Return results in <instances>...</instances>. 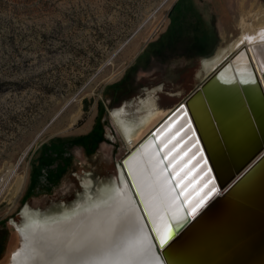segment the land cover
<instances>
[{"label":"rangeland","instance_id":"1","mask_svg":"<svg viewBox=\"0 0 264 264\" xmlns=\"http://www.w3.org/2000/svg\"><path fill=\"white\" fill-rule=\"evenodd\" d=\"M262 25L264 0H0V264L25 206L56 215L117 184L133 146L112 111L137 119L149 95L170 112Z\"/></svg>","mask_w":264,"mask_h":264},{"label":"bare ground","instance_id":"2","mask_svg":"<svg viewBox=\"0 0 264 264\" xmlns=\"http://www.w3.org/2000/svg\"><path fill=\"white\" fill-rule=\"evenodd\" d=\"M241 46L248 48L247 52L251 62L264 84V25L253 32H245L241 35L233 46L232 53ZM229 56L230 54L223 59L217 58L208 64L209 70L213 71ZM233 63L237 77L242 81H249L250 88H247L249 101L247 102L242 97L235 82V87L231 85L232 93L228 96L226 104L232 105L235 109H239L244 104L243 107L250 105L252 108H261L264 100L255 82L256 79L246 52L243 51ZM223 75L220 77L222 81L236 80L231 67L224 71ZM208 92L212 106L218 107L223 104L221 100L216 99L217 94L221 93L218 88L213 91L209 89ZM229 99L233 101H228ZM141 103V108L144 110L137 119L128 120L126 118L125 105L112 111L129 147L133 146L118 164L117 184L104 186L96 196L88 193L84 201L56 215L44 216L25 206L22 212L23 221L19 224L13 222L22 246L18 251L13 252L9 264H82L81 259L72 258L77 254H69L68 249L76 245L93 229L104 227L106 222L113 217L134 221L135 235L141 238L142 247L147 250L145 264H200L198 257L190 256L191 259H184L183 255L179 256L170 251H166L165 258L162 260L155 252V242L158 238V231L163 230L164 224L170 221L169 218L185 215L186 210L192 215L193 207L204 200L213 189L215 192L217 187L213 181V174L211 171L206 173L199 182L191 186L192 181L201 172L209 170L206 162L194 172V175L185 178L188 172L205 158L199 154L194 162L185 167V163L192 158L194 153L202 150L200 144L182 157L180 156L195 140L197 141L196 136L193 135L194 137L180 145L184 137L191 133L194 134L192 126L175 136L180 128L190 122L187 114L166 131L167 126H170L181 113L184 111L187 113L184 101L167 113L157 109L153 97L149 95ZM171 114L173 116L167 119ZM155 129L157 131L154 133ZM143 134L146 136L138 141ZM166 154L169 156L166 157ZM178 157L181 159L174 164ZM263 166V163H260L252 170L239 186V192L250 188L262 172ZM11 171L15 174V169ZM25 182V176H17L15 181L9 184L8 191L12 200L18 198ZM206 182L210 183L206 189L202 190V185ZM85 186L87 189L90 188L91 180L86 181ZM195 216L192 215V218ZM61 257L66 258L61 259Z\"/></svg>","mask_w":264,"mask_h":264},{"label":"water","instance_id":"3","mask_svg":"<svg viewBox=\"0 0 264 264\" xmlns=\"http://www.w3.org/2000/svg\"><path fill=\"white\" fill-rule=\"evenodd\" d=\"M247 50L246 46H241L211 71L184 99L189 112L184 111L167 126L166 131L184 115H188L190 122L180 128L175 136L192 126L194 134L184 137L180 145L194 137L193 135L197 141L195 140L180 156L200 144L202 150L195 152L185 163V167L194 162L199 154L205 158L198 162L185 178L194 175V172L207 162L209 170L201 172L192 181L191 186L211 171L217 189L207 195H210V199L194 218L186 210L185 215L188 217L186 224L182 229L174 231L166 245L160 247L159 238H156L155 252L162 260L166 251H170L179 256L183 255L184 259H191L190 256L198 257L200 264H264V166L249 189L238 191L252 170L260 163L264 165V104L261 108H252L250 105L243 107L244 104L239 109L226 104L228 96L232 93L231 85L235 87V82L242 97L249 101L247 88H250V84L244 85L242 79L237 77L233 63L243 51L247 54L255 82L264 100V84ZM230 67L235 73L236 80L222 81L220 77H223V72ZM215 88L221 91L216 96L217 101L221 100L223 103L217 104L218 107L212 106L208 95L209 89L213 91ZM171 116L173 114L167 119ZM168 156L169 154H166V157ZM181 157H178L174 164ZM209 183L203 184L202 190L206 189Z\"/></svg>","mask_w":264,"mask_h":264},{"label":"snow or ice","instance_id":"4","mask_svg":"<svg viewBox=\"0 0 264 264\" xmlns=\"http://www.w3.org/2000/svg\"><path fill=\"white\" fill-rule=\"evenodd\" d=\"M208 199L210 195L193 207V216ZM187 220L188 217L181 214L165 223L163 230L157 233L159 246L166 245L174 231L182 229ZM68 253L77 254L72 258L81 259L82 264H145L147 258V250L142 247L141 238L135 235L134 221L116 217L110 218L104 227L90 231L76 245L68 249ZM64 258L66 257H61Z\"/></svg>","mask_w":264,"mask_h":264},{"label":"trees","instance_id":"5","mask_svg":"<svg viewBox=\"0 0 264 264\" xmlns=\"http://www.w3.org/2000/svg\"><path fill=\"white\" fill-rule=\"evenodd\" d=\"M100 106H102V103L100 102V105H99V107ZM99 130H100V128H98V126H95L94 128H93V130H92V132L88 135V136H86L85 138H84V140L87 138V137H91L90 139H93V141H95L94 139H96L95 137H98V135H99ZM103 132V131H102ZM102 132H100V133H102ZM101 139H103L102 138V136L100 137V139H96V141H95V144H97L99 141H101Z\"/></svg>","mask_w":264,"mask_h":264}]
</instances>
